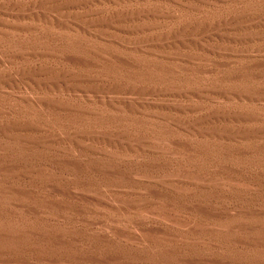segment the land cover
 <instances>
[{
    "label": "rangeland",
    "instance_id": "obj_1",
    "mask_svg": "<svg viewBox=\"0 0 264 264\" xmlns=\"http://www.w3.org/2000/svg\"><path fill=\"white\" fill-rule=\"evenodd\" d=\"M259 15L0 0V264H253Z\"/></svg>",
    "mask_w": 264,
    "mask_h": 264
},
{
    "label": "bare ground",
    "instance_id": "obj_2",
    "mask_svg": "<svg viewBox=\"0 0 264 264\" xmlns=\"http://www.w3.org/2000/svg\"><path fill=\"white\" fill-rule=\"evenodd\" d=\"M263 19L264 17L262 15L258 16V22L256 24V30L254 35V41H255L254 94L252 99L253 113L251 117L252 125H253L252 136H253V144H254L253 145V173H254L253 174L254 175V179H253L254 263L253 264H264V30L262 29L263 24L261 23Z\"/></svg>",
    "mask_w": 264,
    "mask_h": 264
}]
</instances>
